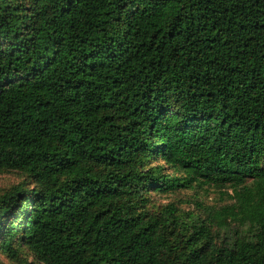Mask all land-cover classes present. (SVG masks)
<instances>
[{"label": "trees", "instance_id": "16d2710c", "mask_svg": "<svg viewBox=\"0 0 264 264\" xmlns=\"http://www.w3.org/2000/svg\"><path fill=\"white\" fill-rule=\"evenodd\" d=\"M0 173L13 262L264 264V0H0Z\"/></svg>", "mask_w": 264, "mask_h": 264}, {"label": "rangeland", "instance_id": "374dc122", "mask_svg": "<svg viewBox=\"0 0 264 264\" xmlns=\"http://www.w3.org/2000/svg\"><path fill=\"white\" fill-rule=\"evenodd\" d=\"M22 178L17 174L0 173V193L20 182ZM231 190L226 188H216L212 186L196 187L194 190H181L165 195H153L152 202L155 206L175 204L183 215L200 216L206 218L210 213L217 212L221 208L231 204L227 194ZM27 262H24V261ZM0 264H37L31 256L25 257L21 261L13 262L0 254Z\"/></svg>", "mask_w": 264, "mask_h": 264}]
</instances>
